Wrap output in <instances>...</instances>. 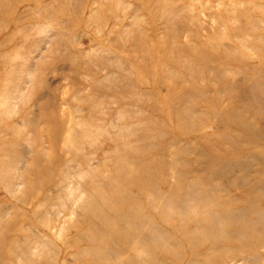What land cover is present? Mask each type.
Returning <instances> with one entry per match:
<instances>
[{
  "label": "rangeland",
  "instance_id": "374dc122",
  "mask_svg": "<svg viewBox=\"0 0 264 264\" xmlns=\"http://www.w3.org/2000/svg\"><path fill=\"white\" fill-rule=\"evenodd\" d=\"M0 264H264V0H0Z\"/></svg>",
  "mask_w": 264,
  "mask_h": 264
}]
</instances>
